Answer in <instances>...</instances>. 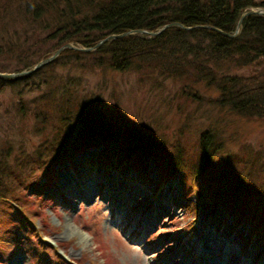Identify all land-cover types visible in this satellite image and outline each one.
Returning a JSON list of instances; mask_svg holds the SVG:
<instances>
[{"label":"trees","instance_id":"1","mask_svg":"<svg viewBox=\"0 0 264 264\" xmlns=\"http://www.w3.org/2000/svg\"><path fill=\"white\" fill-rule=\"evenodd\" d=\"M16 1L13 6L27 27L12 28L14 18L0 21V57L15 62H0V72L29 68L64 43L90 47L110 33L153 31L174 21L209 24L229 33L242 12L264 7V0ZM28 23L38 27L34 40ZM58 65L65 74L57 72ZM252 65L249 75L232 71ZM116 73L135 75L151 91L158 88L171 121L151 106L144 114L151 119L145 127L108 115V102L123 99ZM5 87L16 96L6 109L16 134L21 129L14 119L18 125L19 119L31 118V132L40 137L30 153L21 146L12 153L9 140L0 143V211L15 212L21 230L32 221L30 210L23 209L28 208L27 188L38 186L40 176L52 182L54 165L71 164L85 149L103 146L95 158L101 172L124 163L137 170L150 158L162 180L178 176L182 194H195L197 200L187 208L190 216L218 205L236 226L248 221L253 232L264 236V149L244 141L221 116L224 111L241 118L264 116V15L244 17L234 37L175 25L154 36L111 38L90 52L68 48L29 75L0 78V89ZM202 88H214L215 94L208 97ZM28 91L36 94L25 97ZM14 203L21 209H14ZM192 227L183 236L193 239Z\"/></svg>","mask_w":264,"mask_h":264},{"label":"rangeland","instance_id":"2","mask_svg":"<svg viewBox=\"0 0 264 264\" xmlns=\"http://www.w3.org/2000/svg\"><path fill=\"white\" fill-rule=\"evenodd\" d=\"M5 1L0 4V21L14 18L10 23L12 28L23 24L22 28L27 27L26 20L19 17L17 7L13 6L17 1ZM15 19L20 20L15 23ZM28 28L30 40H34L38 27L28 23ZM4 61L8 62L0 57V62ZM55 69L66 73L64 66ZM253 69L254 65L232 71L249 75ZM120 75L116 73L113 77L123 91V99L121 104L108 102L111 103L108 115L145 127L151 119H146L144 114L151 106L159 110L165 121H171L172 116L158 97V88L151 91L148 83H138L135 75L128 78ZM111 85L112 81L108 89ZM201 93L208 97L215 94L214 88H202ZM33 94L36 91H28L25 97ZM15 97L10 88L0 89V143L9 140L14 146L12 153L19 146L30 153L40 137L31 132V118L19 119V126L14 119V125L21 129V134H16L17 128L9 122L6 112L16 101ZM221 116L230 121L229 126H234L244 141L264 149V116L241 118L226 111ZM102 148L85 149L71 164L54 165L49 174L52 182L38 176L39 185L31 184L27 188L28 208L23 209L30 210L29 228L22 219L19 222L25 228L21 230L15 224V212L0 211V264H211L210 258L222 259L223 254L225 257L218 264H260L264 259V236L260 231L253 232L250 222L242 221L236 226L218 205L197 209L190 216L187 208L197 200L195 194L187 197L182 194L178 176L162 180L150 158L137 170L124 163L116 168L108 166L105 174L95 171L97 166L102 168L95 159ZM63 176H70L80 191L62 185ZM89 178L92 183L85 191ZM169 197L173 198L171 210L162 204ZM12 207L21 209L15 203ZM190 226H193V239L183 236ZM237 233L236 245L225 248L226 241ZM202 234L209 236L204 239ZM216 235L219 241L215 244ZM179 237L185 241L179 243Z\"/></svg>","mask_w":264,"mask_h":264},{"label":"water","instance_id":"3","mask_svg":"<svg viewBox=\"0 0 264 264\" xmlns=\"http://www.w3.org/2000/svg\"><path fill=\"white\" fill-rule=\"evenodd\" d=\"M249 14H257V15L264 14V8H261V7L260 8H251V9L243 12L239 16V21L236 25L235 31H233V32L228 33V32L221 30L220 28H217V27L209 25V24H207V25H196V26L200 27V28H204V29L209 28V29L215 30V31L221 33L222 35H224L226 37H234V36H237L239 34V32L241 30V24H242L244 17L248 16ZM170 25H172V26L177 25V26L183 28L184 30L196 27V26L194 27V26H186V25L184 26L180 22L174 21V23L164 24L163 27H161L157 30H153V31H149V30H145V29H143V30L142 29H132V30H128V31H122L121 33H118V34L110 33L109 36L100 39L98 42H96L95 44H93L90 47H86V46H79L78 47V46H75L73 43L68 42V43H65V44L57 47V49L53 53H51V54L47 55V57L42 58L41 60L37 61L36 64L33 65L32 67H30L26 70L20 71V72H15V73H11V72L0 73V77L16 79V77H23V76H26L28 74H31V73L35 72L38 68H40V67L46 65L48 62H51L52 60H54L58 56V54L66 48H72V49H75L77 51L80 50L83 52H90L92 50L98 49L100 47V45L108 39L120 38L121 36L132 35V33H140V34L145 33V34L154 36V35L160 34L164 30V28H166Z\"/></svg>","mask_w":264,"mask_h":264},{"label":"bare ground","instance_id":"4","mask_svg":"<svg viewBox=\"0 0 264 264\" xmlns=\"http://www.w3.org/2000/svg\"><path fill=\"white\" fill-rule=\"evenodd\" d=\"M87 182H88V184L85 187V191H86L87 187H90L89 185L92 183V180H90V178H89L87 180ZM61 183H62V185H64L68 189L70 187H72L73 189H74V187H76V189H77L78 192L80 191L79 189H81L78 186H75V182L70 178V176H63L62 179H61ZM172 202H173V198L172 197H169V199H165V201H162V204L166 205L167 208H168V210H171L170 208H171V203ZM204 234H202L204 239H205V236L206 235H207V237L209 236V234H206V235H204ZM237 240H238V233L235 234V236H233L232 238H230L229 240L226 241V247L225 248L228 247V249H229L232 246H235ZM214 241H215V244L218 243V241H219V235H216L214 237ZM224 257H225V255L223 254L221 258L223 259ZM210 259H212V260H210L211 261V264H218L219 262L222 261V259H217V260H214L213 258H210ZM260 264H264V259L261 260V263Z\"/></svg>","mask_w":264,"mask_h":264}]
</instances>
